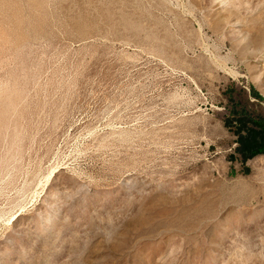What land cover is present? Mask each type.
<instances>
[{"label": "rangeland", "instance_id": "374dc122", "mask_svg": "<svg viewBox=\"0 0 264 264\" xmlns=\"http://www.w3.org/2000/svg\"><path fill=\"white\" fill-rule=\"evenodd\" d=\"M235 106L264 0H0V264H264Z\"/></svg>", "mask_w": 264, "mask_h": 264}, {"label": "trees", "instance_id": "16d2710c", "mask_svg": "<svg viewBox=\"0 0 264 264\" xmlns=\"http://www.w3.org/2000/svg\"><path fill=\"white\" fill-rule=\"evenodd\" d=\"M251 96L257 101H261L262 97L251 91ZM235 106L232 112V118L225 120V126L233 129L236 136V152L240 156L242 164L249 160L264 155V118L261 114H254L245 110L243 107L237 110Z\"/></svg>", "mask_w": 264, "mask_h": 264}]
</instances>
